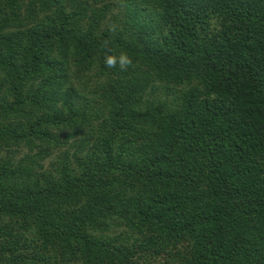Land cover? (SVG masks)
<instances>
[{"label": "trees", "instance_id": "1", "mask_svg": "<svg viewBox=\"0 0 264 264\" xmlns=\"http://www.w3.org/2000/svg\"><path fill=\"white\" fill-rule=\"evenodd\" d=\"M0 264H264V0H0Z\"/></svg>", "mask_w": 264, "mask_h": 264}, {"label": "clouds", "instance_id": "2", "mask_svg": "<svg viewBox=\"0 0 264 264\" xmlns=\"http://www.w3.org/2000/svg\"><path fill=\"white\" fill-rule=\"evenodd\" d=\"M110 31L115 32L116 26L113 25ZM105 47L107 44L105 43ZM104 64L107 68H119L121 71H126L133 65L132 58L126 53L121 52L118 56L115 54H106L104 57Z\"/></svg>", "mask_w": 264, "mask_h": 264}]
</instances>
